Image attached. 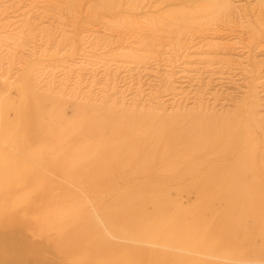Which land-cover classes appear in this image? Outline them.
I'll use <instances>...</instances> for the list:
<instances>
[{
	"label": "rangeland",
	"instance_id": "374dc122",
	"mask_svg": "<svg viewBox=\"0 0 264 264\" xmlns=\"http://www.w3.org/2000/svg\"><path fill=\"white\" fill-rule=\"evenodd\" d=\"M184 1L140 0L135 7L132 0H123L119 8L107 11L100 6L99 0H38L41 3L39 6L47 14L56 13L66 19V22L74 20L76 22L74 34L77 36L83 31H100L103 28L113 29L116 32L131 31L128 37L136 42L135 49L129 48L136 56L133 65L139 64L140 67L148 68L155 63L153 59L165 53L169 48L168 44L182 40V44L192 41L191 46H194L195 43L208 39L209 34L223 30L222 22L213 25L216 24L213 22L217 19L213 0ZM247 1L249 2V0H234L236 5L245 4ZM250 1L253 6L258 2V0ZM196 16L199 18L191 19ZM252 24L255 23L252 21ZM116 47L119 48L120 44ZM243 47L255 52L258 59H263L264 29L258 32H240L239 45L233 50L240 51ZM77 52V49L70 51L71 54ZM215 63L214 72L200 69V81L192 84L203 96L202 106L214 109V113L209 115L226 114L225 116L237 120L236 122L238 119L239 122L242 120L240 123L246 125L244 136L251 137L250 144L256 155L264 156L262 154L264 153V118L260 128L250 125L248 119L247 104L253 100L252 97H246L249 91L247 88L252 85L255 78L241 75L235 65L218 68ZM34 64L35 62H30L26 67H32ZM184 65L180 64L181 67ZM202 66L204 65L199 67ZM181 67L176 68L175 73L180 74ZM19 69L17 63L12 72L11 80L14 82L12 86H3L0 81V264H84L83 256L80 259L77 252L63 248L64 241L74 235V228L89 232L87 237L83 236L78 242L76 247L78 252L98 243L119 249L124 247L139 249L141 254L137 264H264V234L262 230L260 231L262 225L250 214L244 223L247 232L236 228L234 241L231 244L223 245L222 236L226 233V226L223 224L215 226L214 237L205 238L203 248L198 243L201 235L212 226L215 216L227 209L226 200L217 197L216 191H220V188H224L232 179L246 186H251L258 180L255 172L239 168L235 163L237 158L244 156L243 147L239 148V155L236 157L226 150L225 143L231 135L230 131L224 141L221 140L219 144L207 149H196V147L193 152L184 149L169 152L161 163H151L150 170L145 173L134 170L129 162L131 160L123 161L125 166L123 170L116 160H107L104 165L106 175L103 174L101 178L85 177L82 175V169L86 164V156L80 151L91 149L97 156L102 157L107 147L117 146L123 152L127 144H137L138 141L145 139L158 123L149 122L132 127L128 120H124L114 129L107 126L91 135L86 131V124L90 118L97 116V111L91 110V107L97 106H83L68 99L63 102L45 98L40 102L42 112L40 118L48 134L40 138L32 149L33 152L44 150L45 153L39 155L25 153L16 147L17 141L20 143L22 140L25 141L23 117L19 115L13 127L9 131L4 130V113L8 107H14L19 113L22 112L28 104L29 89L35 85L29 80L24 85L25 92L23 94V91L18 92L17 90L22 88L21 80L24 76L23 70ZM220 75L225 76L226 79H220ZM240 76H242L241 80ZM260 76L264 78V61ZM177 77L179 75L175 77V88L176 85L181 84ZM146 80L147 78L144 79ZM261 82H257V96H255L256 112L259 114L264 113V83ZM168 88L170 90L171 86ZM40 93L45 95L42 91ZM241 106H244L243 113ZM214 126L209 121L205 128L213 132L216 129ZM190 127L191 124L187 122L177 125L173 130L176 133H186ZM61 140L63 141L60 142ZM204 152L205 154H202ZM131 158L134 159L135 156ZM20 163H24V171L20 170ZM261 171L260 183L264 186V170ZM131 193L155 195L161 205L169 210L170 218L176 220L175 225H170L165 242L122 236L115 231L111 221L106 219L105 214L117 212L119 202ZM154 207V202L146 205L150 213L154 212ZM68 208L70 210H67ZM196 214H201L208 221L202 224L203 229L200 234L195 232L198 227L195 222ZM176 234L182 241L173 242ZM191 242L198 244V249L190 246ZM223 246L226 248L225 252H219L218 249ZM237 246L239 252L236 254L233 250ZM122 258L125 259L121 260V264L129 261L126 256Z\"/></svg>",
	"mask_w": 264,
	"mask_h": 264
},
{
	"label": "bare ground",
	"instance_id": "6f19581e",
	"mask_svg": "<svg viewBox=\"0 0 264 264\" xmlns=\"http://www.w3.org/2000/svg\"><path fill=\"white\" fill-rule=\"evenodd\" d=\"M122 2L123 0H99L100 6L107 11L119 8ZM213 2L216 6L217 18L213 22L216 24L213 25L222 22L221 29L223 30L209 34L208 39L198 41L199 43H195L194 46H191L192 41L188 44H182V40L168 44L169 48L165 53H161L160 57L153 59L155 63L148 68L147 66L140 67L139 64L133 65L136 56L130 52L129 48L135 49L136 42L133 38L128 37L131 31L116 32L113 29L103 28L100 31H83L77 36L74 34V26L76 25L74 20L66 22V19L56 13L47 14L39 6L41 3L38 0H0V81H2L3 86H12L14 84L11 80L12 72L18 63L19 70H23L24 76L21 80L22 88L17 91H23V94L26 90L24 85L29 80L35 83L34 87L29 89L28 104L22 112L19 113V110L10 106L4 113L5 131H9L13 127L19 115L23 117L25 141L22 140L20 143L16 140L17 149L30 154L45 153L44 150L32 151L38 140L48 134L40 118L42 115L40 102L44 101L45 98L58 99L57 101L63 102L68 99L83 104V106H97L91 107L92 111H97V116L90 118L86 124V131L91 135L98 133L107 126L114 129L124 120H128L132 127L149 122L158 123V126L145 139L138 141L137 144H127L123 152L117 146L107 147L104 151L105 155L102 157L97 156L91 149L80 151L86 156V164L82 169V175L85 177L101 178L105 174L104 165L107 160H116L120 164L121 170L125 168L126 159L131 160L129 162H131L134 170L145 173L150 170L151 163H161L169 152L176 149L193 152L196 147V149H207L219 144L221 140L224 141L228 131L231 132V135L226 139V150L236 157L239 155V148L243 147L245 154L237 158L235 163L239 168L255 172L258 180L253 185L246 186L240 184L236 179H232L224 188L216 191L217 197L226 200L227 209L221 213L218 212L219 214L216 216L214 215L215 219L212 226L204 235H201L198 243L202 248L205 238L214 237L215 226L220 224L226 226V233L222 236L223 245L231 244L234 241L236 228H241L242 231L247 232L244 223L249 214L252 218L255 217L260 221L262 225L260 231L262 230V234H264V186L260 183L261 170H264L262 167L264 166V156L256 155L250 144L251 137L244 136L243 132L246 125L240 123L242 120L239 122L240 119L236 118L238 119L236 122L237 120L225 116L226 114H223L224 116L216 113L209 115L214 113V109L202 106L201 99L203 96L192 85L196 81H200V69L214 72L215 62L219 66L218 68H223L225 65H235L239 68L241 75H250L255 78L252 85L250 84L251 86L247 88L249 91H247L246 97H252L253 100L247 104L248 119L250 125L255 128L262 126L264 113L256 112L255 96H257V82L262 81L261 84L264 83V78L260 76L264 58L258 59L257 54L246 47L241 48L240 51L233 49L239 45L240 32H258L264 29V0H258L255 6L251 5L250 0L239 5H236L234 0H213ZM132 3L133 6L137 7L140 0H132ZM196 18L199 17L196 16L191 19ZM252 21L255 24H252ZM119 44L120 47L117 48L116 46ZM67 47L69 50H65ZM75 49L78 52L71 54L70 51ZM30 62H35V64L27 68L26 65ZM181 63L185 65L181 67ZM200 65L204 66L200 68ZM178 67L182 69L180 74L175 73ZM195 71L198 73H194ZM121 72L124 74L122 75ZM207 73L206 75H208ZM178 75L177 79H180L181 84L176 85L177 88H175V77ZM223 75H220V79H226ZM145 78H147L146 81H144ZM168 86H171L170 90ZM40 91L45 95L41 94ZM240 109L243 113L244 106H241ZM209 121L215 125L216 129L213 132L205 128ZM187 122L191 124V127L186 133H176L173 130L177 125ZM61 132H63L62 129ZM132 156L135 158L132 159ZM19 166L21 171L25 170L24 163H20ZM153 188L155 189V187ZM150 202L155 204L154 212L151 213L146 209V205ZM168 211L155 195L131 193L119 202L117 212H107L105 217L111 221L115 231L122 236L138 240L154 239L156 242H165L168 238V230L171 228L170 225L176 224V220L170 218ZM195 222L198 226L195 232L202 233V224L208 221L201 214H196ZM125 224L126 226H122ZM73 231L74 235L64 241L63 248L77 252L79 258L83 256L84 264H121V260L125 259L122 258L123 256L129 260L126 264L138 263L139 254H141L139 249L132 250L126 249V247L119 249L98 243L78 252L76 249L78 242L82 240L83 236L87 237L89 232L78 228H74ZM174 236L173 242L182 241L177 234ZM189 245L198 249L196 243L191 242ZM224 246L218 249L219 252H225ZM233 252L237 254L239 247L237 246ZM68 253L70 252L68 251Z\"/></svg>",
	"mask_w": 264,
	"mask_h": 264
}]
</instances>
